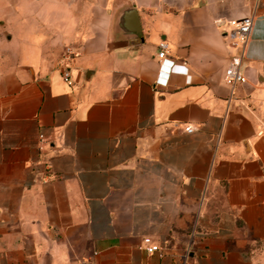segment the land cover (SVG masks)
I'll return each mask as SVG.
<instances>
[{"label":"crops","instance_id":"obj_1","mask_svg":"<svg viewBox=\"0 0 264 264\" xmlns=\"http://www.w3.org/2000/svg\"><path fill=\"white\" fill-rule=\"evenodd\" d=\"M45 4L0 21V264H264V0Z\"/></svg>","mask_w":264,"mask_h":264},{"label":"built area","instance_id":"obj_2","mask_svg":"<svg viewBox=\"0 0 264 264\" xmlns=\"http://www.w3.org/2000/svg\"><path fill=\"white\" fill-rule=\"evenodd\" d=\"M253 14H245L241 17L231 18L228 23L232 26L231 30L228 32L230 37V44L237 47L239 51L235 54H232L229 62L224 68L223 71V80L230 86H234L237 83L243 82L246 80V76L242 70V57L245 53V48L250 37L252 24H253ZM167 48L168 44L165 40H160L158 42V52L157 55L160 60L158 75L156 81L167 82L168 76L170 74L171 68L173 66L174 60L167 57ZM76 55V50L70 44H66L61 53V75L63 79L68 82H71L70 71H69V62ZM186 81L183 79L177 84H185ZM182 126V129L185 131H192L195 127L190 122L178 123ZM144 242L148 243L146 248L148 251H155L159 248L157 243H152L150 237H144ZM86 264H96L94 260H86Z\"/></svg>","mask_w":264,"mask_h":264},{"label":"rangeland","instance_id":"obj_3","mask_svg":"<svg viewBox=\"0 0 264 264\" xmlns=\"http://www.w3.org/2000/svg\"><path fill=\"white\" fill-rule=\"evenodd\" d=\"M42 2L45 3L46 0H0V21L4 20L7 14H10L11 11H13L14 9H19L20 7H23L24 10H31V11H34L39 7L41 8L44 7L45 9H47L48 8L47 4H45V6H40ZM57 6L54 5V7ZM27 19L31 21L32 16L29 15ZM25 23L29 24L28 22H24V21L22 22V19L20 20V17L13 16V21L11 23H7L5 25V28L7 30L9 29L11 32H14V34L18 32L21 33L23 29L25 30L26 27Z\"/></svg>","mask_w":264,"mask_h":264},{"label":"water","instance_id":"obj_4","mask_svg":"<svg viewBox=\"0 0 264 264\" xmlns=\"http://www.w3.org/2000/svg\"><path fill=\"white\" fill-rule=\"evenodd\" d=\"M121 14H122V12H121V13H119V15H118V17H117L118 19L120 18ZM118 19H117V20H118Z\"/></svg>","mask_w":264,"mask_h":264}]
</instances>
